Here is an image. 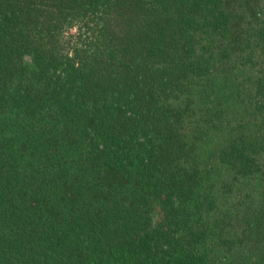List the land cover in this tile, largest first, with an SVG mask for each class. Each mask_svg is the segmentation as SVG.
<instances>
[{"label": "trees", "instance_id": "16d2710c", "mask_svg": "<svg viewBox=\"0 0 264 264\" xmlns=\"http://www.w3.org/2000/svg\"><path fill=\"white\" fill-rule=\"evenodd\" d=\"M0 264H264V0H0Z\"/></svg>", "mask_w": 264, "mask_h": 264}]
</instances>
